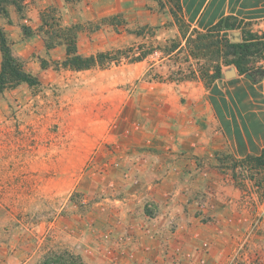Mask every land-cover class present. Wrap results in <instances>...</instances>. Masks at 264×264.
Masks as SVG:
<instances>
[{
    "label": "rangeland",
    "instance_id": "rangeland-1",
    "mask_svg": "<svg viewBox=\"0 0 264 264\" xmlns=\"http://www.w3.org/2000/svg\"><path fill=\"white\" fill-rule=\"evenodd\" d=\"M8 11L0 26L39 82L0 93V264H36L49 248L87 264H138L145 254L128 249L137 241L133 232L115 241L110 224L124 231L120 223L130 211L122 202L132 203L142 173L169 149L163 144L171 133L162 127L179 121L181 108L197 102L217 70L239 63L262 71L261 34L243 26L242 41L257 44L235 55L223 27H192L179 0H18ZM43 12L45 31L74 27L81 54L116 59L85 70L64 67L66 45L46 47ZM1 61L0 51V69ZM222 164L248 193L264 190V165L229 156ZM152 203L135 212L152 216ZM199 240L195 254L179 253L175 264H264V240L249 230L230 241Z\"/></svg>",
    "mask_w": 264,
    "mask_h": 264
},
{
    "label": "crops",
    "instance_id": "crops-1",
    "mask_svg": "<svg viewBox=\"0 0 264 264\" xmlns=\"http://www.w3.org/2000/svg\"><path fill=\"white\" fill-rule=\"evenodd\" d=\"M179 2L184 18L196 29L206 31L225 21L235 26H223L230 37L234 31L242 36L243 26L264 33V0ZM258 64L264 69L263 61ZM221 70V76L204 88L195 104L181 108L179 121L162 127L171 133L172 138L166 139L170 142L163 144L169 149L157 155V164L146 175L142 173L141 183L130 191L132 203L122 202L123 212L130 211L120 223L124 231L117 223L110 224L115 241L124 232H133L137 241L128 249L145 254H138V264L147 257L153 260H143L144 264H175L179 253L195 254L199 239L225 242L242 237L246 230L264 240V190L248 193L222 164L224 156L243 160L264 151V73L242 71L235 63ZM148 200L156 202L151 204L153 215L136 213L138 204L145 207ZM147 229L157 238H147ZM167 237L168 249L160 244ZM154 257L166 260L158 262Z\"/></svg>",
    "mask_w": 264,
    "mask_h": 264
},
{
    "label": "trees",
    "instance_id": "trees-1",
    "mask_svg": "<svg viewBox=\"0 0 264 264\" xmlns=\"http://www.w3.org/2000/svg\"><path fill=\"white\" fill-rule=\"evenodd\" d=\"M18 0H0V16H8V6L16 5ZM181 7V6H180ZM42 26L41 30L45 32V42L46 47L51 49L60 44L66 45V58L63 61V66L75 70H85L98 66H106L107 63L113 62L116 57L108 56L104 53H95L91 55H83L78 51L77 45V35L74 32V27L63 28L61 32L51 33L48 29L45 31V26L47 25V12L42 13ZM217 26H225L227 28H235L225 21H222ZM51 27V26H50ZM30 28V27H29ZM28 27H24V31ZM31 34L30 32H27ZM55 35L56 37H53ZM57 38V42L54 41ZM262 45L264 46V33L261 34ZM253 43L252 41L244 40L242 42L233 43L230 42L229 45L234 49L233 53L238 55L241 50L249 49ZM0 51L2 54L1 69H0V93L9 87L19 85L20 83H28L30 85H35L39 82V79L26 71L23 62L14 54L11 42L0 26ZM243 71L241 65L235 63ZM261 73H264L262 69ZM222 70L219 68L214 75V78L221 76ZM257 162L258 165H264V151L261 155L255 157H249ZM36 264H87L85 260L78 254L71 253L67 250L52 249L49 250L41 256V258L36 262Z\"/></svg>",
    "mask_w": 264,
    "mask_h": 264
},
{
    "label": "water",
    "instance_id": "water-1",
    "mask_svg": "<svg viewBox=\"0 0 264 264\" xmlns=\"http://www.w3.org/2000/svg\"><path fill=\"white\" fill-rule=\"evenodd\" d=\"M242 41L241 33L238 31H234L231 35V42L238 43ZM234 69L231 68L230 71H233Z\"/></svg>",
    "mask_w": 264,
    "mask_h": 264
}]
</instances>
